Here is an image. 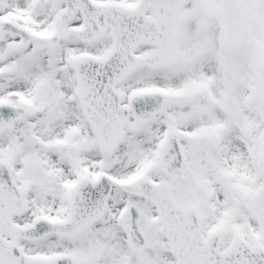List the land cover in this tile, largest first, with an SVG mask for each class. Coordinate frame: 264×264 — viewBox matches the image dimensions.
<instances>
[{
    "label": "snow or ice",
    "instance_id": "snow-or-ice-1",
    "mask_svg": "<svg viewBox=\"0 0 264 264\" xmlns=\"http://www.w3.org/2000/svg\"><path fill=\"white\" fill-rule=\"evenodd\" d=\"M0 264H264V0H0Z\"/></svg>",
    "mask_w": 264,
    "mask_h": 264
}]
</instances>
